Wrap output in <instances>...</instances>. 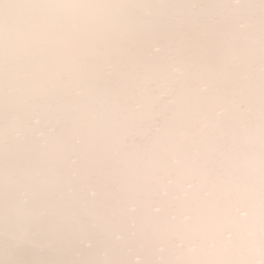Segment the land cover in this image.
<instances>
[{
    "label": "snow or ice",
    "instance_id": "6c2138e0",
    "mask_svg": "<svg viewBox=\"0 0 264 264\" xmlns=\"http://www.w3.org/2000/svg\"><path fill=\"white\" fill-rule=\"evenodd\" d=\"M0 238L19 264H264V0L0 3Z\"/></svg>",
    "mask_w": 264,
    "mask_h": 264
},
{
    "label": "clouds",
    "instance_id": "9594fccd",
    "mask_svg": "<svg viewBox=\"0 0 264 264\" xmlns=\"http://www.w3.org/2000/svg\"><path fill=\"white\" fill-rule=\"evenodd\" d=\"M262 2V0H242V3L247 6H259V4ZM3 249H4V242L3 239L0 238V264H3L4 259H17V260H24V261H31L33 259H36L35 257H25L21 256L20 254L13 252L12 250L9 251V254L7 257L3 255Z\"/></svg>",
    "mask_w": 264,
    "mask_h": 264
},
{
    "label": "bare ground",
    "instance_id": "6f19581e",
    "mask_svg": "<svg viewBox=\"0 0 264 264\" xmlns=\"http://www.w3.org/2000/svg\"><path fill=\"white\" fill-rule=\"evenodd\" d=\"M4 0H0V3H3ZM10 260V264H19V260L17 259H13V258H9Z\"/></svg>",
    "mask_w": 264,
    "mask_h": 264
}]
</instances>
